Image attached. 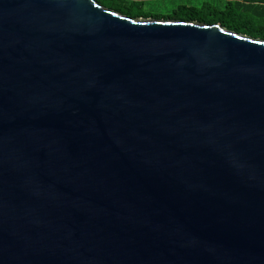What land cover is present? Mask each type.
<instances>
[{
  "label": "water",
  "instance_id": "obj_1",
  "mask_svg": "<svg viewBox=\"0 0 264 264\" xmlns=\"http://www.w3.org/2000/svg\"><path fill=\"white\" fill-rule=\"evenodd\" d=\"M0 264H264V40L0 0Z\"/></svg>",
  "mask_w": 264,
  "mask_h": 264
},
{
  "label": "trees",
  "instance_id": "obj_2",
  "mask_svg": "<svg viewBox=\"0 0 264 264\" xmlns=\"http://www.w3.org/2000/svg\"><path fill=\"white\" fill-rule=\"evenodd\" d=\"M101 5L130 18H154L220 23L235 33L264 40V0L203 1L199 6L180 4L170 14H153L144 8L147 0H96Z\"/></svg>",
  "mask_w": 264,
  "mask_h": 264
},
{
  "label": "rangeland",
  "instance_id": "obj_3",
  "mask_svg": "<svg viewBox=\"0 0 264 264\" xmlns=\"http://www.w3.org/2000/svg\"><path fill=\"white\" fill-rule=\"evenodd\" d=\"M205 0H147L144 8L150 10L153 14H170L174 8L182 4H194L199 6ZM213 1V0H207ZM217 1V0H214Z\"/></svg>",
  "mask_w": 264,
  "mask_h": 264
}]
</instances>
